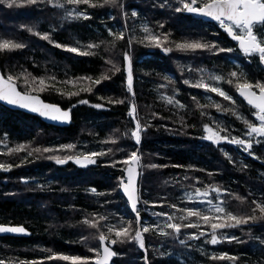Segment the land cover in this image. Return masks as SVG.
<instances>
[{"label": "trees", "instance_id": "16d2710c", "mask_svg": "<svg viewBox=\"0 0 264 264\" xmlns=\"http://www.w3.org/2000/svg\"><path fill=\"white\" fill-rule=\"evenodd\" d=\"M91 2L103 6L70 5L66 0H37L11 8L0 3V39L24 45L0 52V73L7 79L11 76L21 91L38 94L72 114L69 125L58 126L0 103V164L9 166L0 172V224L23 225L30 232L0 236V260L4 264H70L48 257L53 253L94 257L89 248L101 254L97 237L100 232L107 234L111 226L130 222L134 235L136 213L120 186L121 177L126 181L127 165L119 162L135 151L141 156L137 170L140 227L152 226L156 231L143 234V249L134 241L113 244L110 249L117 255L110 264H264V220L218 230L219 242L212 244V230L203 221L180 219L185 214L181 209L215 215L216 205L237 216L260 215L258 210L253 212V202L264 204V137L247 135L245 122L259 125L260 121L257 110L238 96L235 86L244 80L264 84L259 61L244 54L218 21L177 12V7H183L181 0ZM76 12L83 15L75 17ZM254 31L264 35L259 25ZM149 33L162 39L161 47L149 45L145 39ZM45 34L48 40L41 38ZM117 35L123 39H116ZM192 41L214 47L177 50L178 43ZM56 44L89 54L69 52ZM125 54L131 65L132 92L128 91ZM233 72L237 77L230 75ZM102 76L109 79L93 83ZM213 76L221 79L212 80ZM33 78L44 79L49 87L30 88L27 81ZM201 80L221 88L231 101L192 86ZM88 88L91 91L81 90ZM133 105L136 119L129 115ZM136 120L143 128L139 144L131 136ZM205 126L252 146L245 150L243 145L215 144L204 139L209 134ZM94 152L105 154L83 167L71 160L58 164L54 159ZM152 164L158 167H147ZM197 189L208 192L206 197L198 196L205 203L194 197L190 201ZM85 220L98 222V229ZM167 223L199 227L172 233ZM161 229L171 235H159ZM222 254L235 259H211Z\"/></svg>", "mask_w": 264, "mask_h": 264}, {"label": "snow or ice", "instance_id": "6c2138e0", "mask_svg": "<svg viewBox=\"0 0 264 264\" xmlns=\"http://www.w3.org/2000/svg\"><path fill=\"white\" fill-rule=\"evenodd\" d=\"M49 3L52 0H48ZM183 7H177L176 11H187L189 13H198L205 17H210L211 19L218 21L220 26L228 33L229 36L233 40L238 41L239 48L246 54H259V60L261 63H264V35H257L254 31L257 25L264 28V0H202L199 6H194L197 4V0H191V2H184L181 0ZM0 3H5L7 7L13 6H23L25 4H35L37 0H0ZM67 4L70 5H81L86 4L90 7L96 6H103L97 5L91 2V0H66ZM104 4H112L116 5L117 0H103ZM56 7H63L61 4L55 5ZM136 13H133L135 15ZM83 15L82 13L76 12L75 17H79ZM68 16L72 17L73 12H69ZM84 18H87L86 16ZM31 31V29H29ZM146 33L149 32L147 27L144 28ZM42 39L48 40L49 36L47 34L41 36ZM116 39H123V35H117ZM145 39L149 42L150 46L154 47H161L162 46V39L156 35L148 34ZM167 37H164L166 40ZM56 47H65L66 51L78 53L81 55H87L89 53L79 52V50L75 47H67L62 46L60 44H56ZM24 45L21 43H15L10 39H0V52L2 51H12L15 49L23 48ZM89 47H94V45H89ZM213 45H209L207 43H202L200 41H192V42H183L178 43L176 45L177 50L180 51H196V50H210ZM171 49L164 48L165 52L170 51ZM223 51V49H221ZM230 51V49H229ZM125 60H128L127 54H125ZM111 63V61H109ZM116 72H119L120 69L113 65ZM232 77H237V73L233 72L230 74ZM13 78L11 76L8 77L9 83H5L2 78H0V101H6L8 104L18 105L20 108H27L30 109L32 112H38L41 116H46L52 120H59V121H68L70 119V112L63 111L60 108L44 104L39 100L38 97L29 96V95H22L20 92L16 90V87L13 86L10 82ZM55 79V78H52ZM91 79V78H88ZM109 79L108 76H102L101 79L93 81L95 84H100L101 80ZM212 80L219 81L221 78L218 76L211 77ZM128 91L132 92V73H131V65H128ZM231 82V81H229ZM33 83H36V78H33ZM185 83H188L185 81ZM38 84L40 86V90L43 91L49 85L46 84L44 79H39ZM193 87L197 88H204L207 91L213 92L225 100L231 101V97L227 95L221 88L219 87H211L208 84L204 83L203 80L195 83L192 85ZM237 91L239 92L240 96L244 97L249 105L255 108L257 111L255 113L257 119L260 121L259 125L245 122L248 126L249 131L247 132L248 136H252L253 134L257 137H264V84L257 83L255 85L249 83L247 80L244 82L236 83ZM253 88L259 90L257 93L253 91ZM82 91H91L90 88L88 89H81ZM77 93H70V95H76ZM87 101H81V103H86ZM113 103H122L123 101H112ZM172 99H168V103H172ZM215 107L217 109L220 108L219 104H216ZM135 106L133 105L130 109L129 115L135 118ZM143 130L140 122L136 120L135 128L131 131V136L135 139L136 143L139 144L141 140V131ZM205 131L209 133L204 137V139L212 141L213 143H217L221 139H226L224 137H220L218 133L213 132L208 126H205ZM115 143V140L110 141ZM230 143H234L237 145H243L245 150L251 148V143L246 142L242 139H232L229 141ZM71 149L72 145L65 146ZM19 149H17L18 151ZM37 151H40L37 149ZM44 151H48V149H44ZM111 151V149H109ZM105 153H90L88 155H84L83 157H76L75 162L78 164H93L95 163L94 157L98 155H104ZM56 159V163L63 164L67 160H72L73 157L68 156L63 159L59 157H54ZM141 156L133 151L131 152L126 159L120 161L119 163H123L127 165L125 169L126 172V181L125 178H120V186L123 189L124 194L127 196V199L130 203L131 209L134 213H136V228L133 232V226L129 222L127 226H111L107 230V234L104 232H100L97 239L100 244V249H102V255L98 249L89 248L90 252H94L96 254L95 258L93 257H81V256H73V255H64V254H55L53 253L52 256L48 257V259H56L62 261H68L70 264H108V261L111 257L117 255L114 251H112L107 244L106 241H109L111 244L125 243V242H135L141 249L145 247L144 242V235L145 233H149L150 231H156L155 228L152 226H143L140 227V214L137 208V204L139 201V197L137 195L136 189V178L139 175L137 172V168L140 165ZM147 167L156 168L158 167L155 164L147 165ZM0 169L4 171L9 170V166L0 164ZM213 191H219L218 189H213ZM197 196H208V192L201 193L199 189L196 190ZM191 201V198H190ZM200 203H205V201H199ZM208 204L212 202L206 201ZM255 203V208L253 212L255 213L257 210L259 211V216L253 214L250 216H237L234 215L232 212L228 211L226 208L221 207L219 205L215 206V215L205 214V212L194 209H181L185 214L180 217L182 220H188L189 218L195 217L198 218L200 221H203L204 224L208 225L211 230V240L210 243L216 244L218 243L217 239V231L225 228H234L240 225L248 224L250 221L256 220H264V204ZM175 207V205H172ZM209 212L212 209L208 210ZM155 215H165L167 219L171 221L173 217L168 215L167 213H156ZM106 219L105 217H100V220ZM85 224H87L90 228L98 229V222L85 220ZM166 228L171 229L172 233H180L181 228H193L199 227L197 224L187 223L184 225L177 224V223H167L165 225ZM4 232H11V233H24L25 229L23 227H5L0 226V233ZM114 236L115 238H110V235ZM162 236H169L171 233L164 232L162 229L158 233ZM203 231L200 233L201 236L205 235ZM193 239H199V237L193 236ZM232 239H235L233 237ZM183 243V241H181ZM211 259H235V257H229L227 254H222L220 256H213ZM0 264H4V261L0 260ZM21 264H25V262H21ZM35 264V262H33Z\"/></svg>", "mask_w": 264, "mask_h": 264}, {"label": "water", "instance_id": "95a60500", "mask_svg": "<svg viewBox=\"0 0 264 264\" xmlns=\"http://www.w3.org/2000/svg\"><path fill=\"white\" fill-rule=\"evenodd\" d=\"M193 14H195V15H197V16H200V17H202V18L205 19V20H212V21H215V20L211 19L210 17H205V16L200 15V14H198V13H193ZM263 66H264V63H263ZM0 78H2V79L4 80L5 83H9L8 79L5 78V77H3L1 73H0ZM10 83H11L13 86H15V87H16V90H17L18 92H20L22 95H29V96H35V97H38L39 100H40L41 102H43L44 104H48V105L56 106V107L60 108V109L63 110V111H69V112H70V119H69L68 121L52 120V119H50V118H48V117H46V116H41L38 112H32V111H30V109H27V108H20L18 105L8 104L6 101H0L1 104L5 105L6 107H9V108H11V109L22 110V111H25V112H27V113H31V114H33V115H36V116L40 117L41 119H43L45 122L50 123V124H54V125H58V126H66V125H69V124L71 123V121H72V114H71V110H70L69 108H63V107H62L61 105H59V104H56V103H52V102L46 101V100H44V99H43L40 95H38V94L25 93V92L21 91V90L19 89V87L17 86V84H16L14 81H12V80H11ZM253 91H255V90L253 89ZM257 93H258V92H257ZM237 94H238V96H239V97H240L245 103H247V101L244 99V97L240 96V94H239L238 91H237ZM247 104H248V103H247ZM216 133H218L220 137H224V138H226V139H221L220 141H218V142L215 143V144H219V143H221V144H222V143H230L229 141H231V140H230L227 136H222V134H221L220 132H216ZM231 144H234V143H231ZM80 157H83V156H80ZM94 159H95V161H96V158H95V157H94ZM71 161H72L74 164H76L77 166H80V167H83V166L89 165V164H78V163L75 162V158H73ZM66 162H67V161H66ZM137 170H138V168H137ZM1 171H2V169H0V172H1ZM125 182H127V181H125ZM136 189H137V195H138V197H139V190H138V177L136 178ZM121 192L123 193V195H124L125 198L127 199V196L124 194L122 187H121ZM127 200H128V199H127ZM128 203H129V201H128ZM129 206H130V203H129ZM130 208H131V206H130ZM140 221H141V218H140ZM0 226H5V227H23V228L25 229V232H24V233H11V232H4V233H0V236H9V235H10V236H28V235L30 234V232L28 231V229L25 228L23 225L0 224ZM105 243H106V242H105ZM106 244H107V246H108L109 248H111V246H113V244H111V243H106ZM102 254H103V253H102V249H101V255H102ZM110 261H111V258L109 259L108 264H110Z\"/></svg>", "mask_w": 264, "mask_h": 264}, {"label": "rangeland", "instance_id": "374dc122", "mask_svg": "<svg viewBox=\"0 0 264 264\" xmlns=\"http://www.w3.org/2000/svg\"><path fill=\"white\" fill-rule=\"evenodd\" d=\"M189 1H191V0H189ZM128 65H129V60L126 62V70H127V77H128ZM38 81H39V79H36V83H33V79H29V81H27V83H28V85H29V87L30 88H40V86H39V84H38ZM127 85H128V82H127ZM253 85H255V84H253ZM258 90V89H257ZM251 143V142H250ZM191 197H194L196 200H204V198H200V197H198L197 195H191V196H189V198H191ZM140 199L142 200V198L140 197ZM212 202V201H211ZM146 208V207H145ZM146 209H148V208H146ZM164 217L166 218L167 216H165L164 215ZM96 256V255H95ZM95 256L93 257V258H95Z\"/></svg>", "mask_w": 264, "mask_h": 264}, {"label": "flooded vegetation", "instance_id": "af4514ba", "mask_svg": "<svg viewBox=\"0 0 264 264\" xmlns=\"http://www.w3.org/2000/svg\"><path fill=\"white\" fill-rule=\"evenodd\" d=\"M237 43H238V41H237ZM238 45H239V43H238ZM241 50V49H240ZM242 51V50H241ZM243 52V51H242ZM244 53V52H243ZM244 54H246V53H244ZM248 55V54H247ZM251 56H253V57H255L256 58V60H258L259 61V63H260V65H261V67L264 69V66H263V63H261V61L259 60V54L257 53V54H252ZM250 57V56H249ZM251 58V57H250ZM255 76V75H254ZM256 92H259V90H257L256 88H253Z\"/></svg>", "mask_w": 264, "mask_h": 264}]
</instances>
